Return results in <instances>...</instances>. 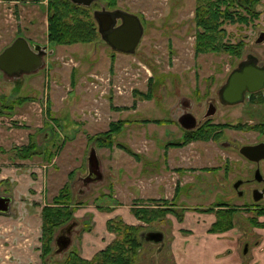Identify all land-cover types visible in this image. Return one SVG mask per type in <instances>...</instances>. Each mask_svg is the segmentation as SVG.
Instances as JSON below:
<instances>
[{"label":"rangeland","instance_id":"obj_1","mask_svg":"<svg viewBox=\"0 0 264 264\" xmlns=\"http://www.w3.org/2000/svg\"><path fill=\"white\" fill-rule=\"evenodd\" d=\"M7 1L0 0V17L4 9L10 8ZM20 1L27 11L26 20L21 25H14L15 28L13 26L16 29L14 34L0 35V52L16 37L24 38L30 45L47 46L49 49L46 31L48 0ZM103 5L105 4L99 0L90 6L92 18L93 12L99 11ZM261 5L259 9L262 14L255 23L249 26L224 27L228 35L226 40L234 44L242 41L244 44L238 59L225 54L194 55L195 0H117V9L143 18L144 36L134 55L112 53L99 37L91 44L54 47L51 49L54 55L44 58L45 65L33 74L23 75L20 81L5 77L0 72V117L3 118H0V182L6 181L0 187L4 185V192L13 199V216H0V264H41L40 210L51 204L52 198L67 182L71 171L76 172L70 182L73 203H80L73 214L76 227L71 235L69 248L62 254L51 255L46 264H59L71 251L77 252L82 258L80 251L84 244L89 247L90 254L102 248V243L94 247L89 246L88 241L104 238L108 217L122 220L126 224L134 221L130 209L139 201L133 198L140 194L155 192L163 197L164 194L171 193L175 176L171 173L173 169L165 168L163 149L170 141H183L179 138L181 128L176 124L183 113L177 109V103L181 100L190 101L191 113L197 119H202L205 114L204 103L209 99L216 101L217 90L248 53L256 56L259 63L264 62V43L255 44L259 34L264 32V0ZM16 7L17 5H13L10 13L18 19ZM5 15L7 17L8 12ZM112 56L114 65L111 70ZM72 70L76 74L74 88L70 86ZM210 78H213L212 82ZM46 79L48 84L45 85ZM150 80L157 85L152 100L137 102L135 110H114L130 107L132 92H146ZM93 84L99 87L95 89ZM194 91H198L201 96L198 101L193 98ZM203 93L208 96H203ZM260 95L264 99V92ZM21 97H30L31 101L11 112L5 109L7 103ZM46 99L51 104L53 117L58 120L59 126H55L47 118L44 107ZM36 102L43 105V122L39 129L34 128L35 123L29 124L19 116L14 117ZM243 104L218 107L215 103L218 111L210 121L248 126L264 121V105L253 109ZM13 117L14 120H11ZM39 119H42L40 115L37 118L38 123ZM119 119L128 120L132 124L126 125L114 137V142L128 146L137 153L139 161L115 146L111 150L94 147L103 178L97 183L84 186L77 176L84 178L87 172V156L93 147L87 138L106 131L110 122ZM154 119L172 120L173 124L158 126L138 123L141 120ZM32 134L40 155L25 161L13 158L12 149L24 146ZM257 136L255 132L226 130L223 139L218 142H194L181 150L170 149L166 156L168 155L171 167L179 163L192 166L199 162L201 164L198 165L201 166L226 168L231 181H235L247 175L248 164L236 150L222 147L220 141L236 146L264 142L263 137ZM44 151L54 154L50 163L44 160ZM225 160L226 163L223 164ZM183 175L185 180L192 177L206 179L202 172ZM211 176L215 175H207L208 180L215 182ZM159 182H164L165 188ZM109 183L115 185L119 194L118 201L123 203L122 206L129 207L119 209L113 215L100 211L106 206L117 207L112 205L114 203L108 196ZM232 194L233 192L223 197L216 192L208 198L216 202L227 201L231 206L240 207V211L232 218V231L247 238L250 227L253 228L250 220L256 216L257 219L264 213L259 215L252 210L251 207L254 206L251 205L248 190L241 198L231 197ZM263 204L264 202L259 205ZM191 211L181 214V222L171 215L151 224H140L135 219L133 225L141 226V233L158 231L164 236L163 246L143 243L142 252L138 254L135 264H178L173 253L174 247L178 246L173 245V237L179 232L182 233L181 231L183 235L187 234L190 218L188 215L185 219V215ZM177 213L180 212L177 210ZM251 239L252 236H249L250 243ZM233 241L237 243V238ZM239 244L241 246V238ZM54 249L53 243V252ZM246 249L243 246L239 250V259L243 264H248L252 257V251L248 253Z\"/></svg>","mask_w":264,"mask_h":264},{"label":"trees","instance_id":"obj_2","mask_svg":"<svg viewBox=\"0 0 264 264\" xmlns=\"http://www.w3.org/2000/svg\"><path fill=\"white\" fill-rule=\"evenodd\" d=\"M263 0H195L194 9V55L207 54H225L230 58L238 59L241 56L244 44L242 41L231 43L226 40L228 35L225 26H249L260 19L262 12L259 7ZM107 10L117 9V0H100ZM47 13V43L49 49L56 46H72L75 44H91L96 42L100 35L98 34L96 22L92 18L90 7H82L72 4L68 0H48L46 8ZM140 17V16H139ZM140 19H142L140 17ZM114 53V52H112ZM54 55V53H53ZM52 55V56H53ZM114 65V56L110 60V69ZM76 74L72 70L70 76V86L76 85ZM157 85L153 80L149 81L146 92L134 90L132 92V105L130 107L114 108L116 111L135 110L137 102L150 101L153 99ZM30 97H21L7 103L5 107L8 112L13 111L16 107L30 102ZM248 101L251 104L264 105V99L259 95H249ZM46 101L45 113L47 118L52 121L55 126H59V122L53 117L51 104ZM138 123H152L158 126L170 124L169 120H141ZM132 122L119 119L110 122L107 130L95 134L87 138L89 144L98 149L111 150L114 146L134 158L137 162L139 156L134 153L128 146L123 144H115L114 137L120 134L126 125ZM262 126V125H259ZM252 125H230V124H212L210 121L203 123L200 127L193 131L184 132L183 143L176 142L168 144L169 147H181L192 142H209L223 139L225 129L259 131L263 133V128ZM63 146V145H62ZM13 158L25 161L33 157L39 156L38 145L34 142V136L29 135L28 143L21 147H14ZM166 154V153H165ZM164 154V155H165ZM44 160L50 163L54 158L52 152H43ZM75 175L74 171L68 174L67 182L58 190L57 194L52 198L51 204L44 206L40 210V260L41 264H46L53 252V241L57 232L66 227L73 221L75 207L80 203H73L72 190L70 182ZM6 181H1L0 184ZM4 186V185H3ZM1 185L0 188H3ZM108 196H112V186H109ZM168 200L150 199L147 201H138L130 209L131 215L139 222L151 224L157 222L167 215L173 216L178 222L182 221L179 213L176 211L160 208L159 205H168ZM154 206V207H153ZM109 210V208H103ZM205 214L214 213L215 222L209 228V233L218 234L229 231L233 228L232 218L235 211L219 210L212 211L210 209L202 211ZM260 211L257 214L261 215ZM106 231L113 234L114 239L103 249L97 252L90 260L83 259L75 251L69 252L66 258L59 264H135L138 254L141 251L142 244L146 243L140 238L141 226H132L124 223L122 220L110 219L106 222Z\"/></svg>","mask_w":264,"mask_h":264},{"label":"water","instance_id":"obj_3","mask_svg":"<svg viewBox=\"0 0 264 264\" xmlns=\"http://www.w3.org/2000/svg\"><path fill=\"white\" fill-rule=\"evenodd\" d=\"M74 5L90 7L99 0H68ZM98 34L110 50L124 54L134 55L143 38L144 27L138 16L120 9L107 11L103 6L93 12ZM117 21H120L117 24ZM264 43V32H261L255 44ZM30 44L22 37H17L0 53V71L8 77H19L24 74H33L44 65V58L52 56L53 51L46 52V46ZM257 59L252 56L248 62H241L228 75L219 93L221 103L226 106H235L245 102L246 94H255L264 90V65L260 67ZM216 114V106L209 105L202 119L198 120L191 114H185L179 119V125L186 131L195 130L203 120ZM240 155L252 162L264 159V143L258 145L242 146ZM87 174L81 180L83 185L97 183L103 176L100 171V162L94 147H91L87 156ZM238 184L235 185V188ZM12 203L10 196H0V213L8 214ZM76 223H71L60 229L54 237V254H62L71 245V235ZM146 243L161 245L164 236L158 231H149L140 236Z\"/></svg>","mask_w":264,"mask_h":264},{"label":"crops","instance_id":"obj_4","mask_svg":"<svg viewBox=\"0 0 264 264\" xmlns=\"http://www.w3.org/2000/svg\"><path fill=\"white\" fill-rule=\"evenodd\" d=\"M7 3L10 5V8H6L4 9V11L1 12L2 17H0V35L1 34H14L16 32V29H14L15 28L14 25H19V24L21 25V23L26 20L27 11H26V8L22 7L23 2H21L20 0L19 1L18 0H8ZM13 5H17L16 8H18V19H15L12 13H10L12 12ZM5 12H8L7 17L5 15ZM10 23L12 25H10ZM29 23L31 24V21H29ZM44 83L45 85L48 84L47 79L46 81H44ZM34 104L36 106L28 105V107L24 108L20 112V114H15L14 117L19 116L22 121H26V123H29V124L35 123L34 128L39 129L42 127V125L40 124H42L43 122V116H42L43 105L39 104L38 102ZM39 115L42 119H39V123H38L37 118ZM14 117L11 120H14ZM0 118L3 119L2 117ZM167 168H169V170L172 168L169 165V163H168ZM81 178H83L81 177V175L77 176L78 180H80ZM159 183L162 186V188L163 187L165 188L166 184H164V182H159ZM108 186H112V190H113L111 201H113L114 204L112 205H114L115 207L117 205V207L114 208L112 206H109V207L106 206L105 208H109V210L106 211L103 209L100 211L107 212L108 215H113L119 209L129 208V207L122 206L123 203L118 201L119 194L117 193L115 185L113 183H109ZM1 189L4 190V188H1ZM169 194L171 193L169 192ZM169 194H164V196L161 197L155 192H151L150 194L142 193L139 195V197L133 198V199H136V200L138 199L139 201H147L150 199L169 200L170 199ZM245 211H249V210H245ZM237 213L238 211H236V214ZM188 215L190 218L189 219L190 229L187 230L186 232L187 234H185L184 232L185 235H183V231H181L182 233L176 232V234L178 233L177 236L175 238L173 237V242H174L173 245L178 246V247H174V251H173L175 259L178 261V264H243L239 259V250L243 246L247 248L246 251L248 253L252 251V257L248 264H263L264 262V221H263L264 215L259 216L257 219H256L257 217L256 216L252 220H250L253 228L250 227V231H248L247 238H245L243 234L239 235V232L233 233L232 231L233 228L223 233H218V234L209 233L208 231L209 228L216 220V216L214 213L205 214V213H201L200 211H191V212H188L187 215H185V219L187 218ZM111 218L112 217H108L107 221L110 220ZM133 219L134 221H128L127 224L128 225L131 224L132 226H135L133 225L135 222V218L133 217ZM106 222H105V226H106ZM139 223L143 224L141 222ZM249 236H252L251 243L248 240ZM113 238H114L113 234H110L105 230L104 238L99 239L100 242L98 240L88 241V244L90 243L89 246L94 245V247H97L99 246V243H102L103 247L98 249L96 252H93L90 254L89 247H86V244H84V246L82 247V250L80 251L82 258L86 260H90L97 252H99L100 250H103L113 240ZM235 238H237V243H234L233 241ZM239 238H241V246L239 244ZM101 240H103V242ZM250 247H252L251 250L249 249ZM202 249L204 250V253H202ZM140 252H142V249Z\"/></svg>","mask_w":264,"mask_h":264},{"label":"flooded vegetation","instance_id":"obj_5","mask_svg":"<svg viewBox=\"0 0 264 264\" xmlns=\"http://www.w3.org/2000/svg\"><path fill=\"white\" fill-rule=\"evenodd\" d=\"M101 7H100V9H101ZM107 11H111V10H107ZM139 19H140V17H139ZM140 20H141V23L143 25V18L140 19ZM119 23H120V21H117V24H119ZM143 36H144V33H143ZM9 45H6L4 47V49L7 46H9ZM33 46L34 45H30V47L32 49L34 48ZM49 51H50L49 49H46V52H49ZM112 52H114V51H112ZM252 56H254V55L248 53L246 55V57L243 60H241L239 63L248 62L252 58ZM254 57L258 61V58L256 56H254ZM238 64L236 65V67L238 66ZM257 64L260 67H262L264 65V62L263 63L257 62ZM236 67H234V68H236ZM24 75H26V74H24ZM22 76L23 75L17 77L15 75H13L11 77H8V76H5V77L14 79V81L15 80H19L20 81ZM212 79L213 78H210V82H212ZM223 85H224V83H223ZM223 85L216 92V95H217L216 96V101H214L212 99H209L208 102L204 103V106H205L204 113H206L209 105H215V103L218 104V107H227L226 105H223L221 103V100L219 99V93H220V90L223 87ZM262 92H264V90L260 91L258 93H255V94H246L245 95V102H244L245 104H243V103L242 104L244 106L247 105L249 107H253V109L257 108L259 106L260 107L263 106V105H258V104H254L253 105L249 101H247V99H249V95H259V93H262ZM192 95H193V98H194L195 101H198L201 98V96L199 95L198 91H194L192 93ZM206 95H207V93H203V96H206ZM242 104H239V105H242ZM235 106H237V105H235ZM235 106H232V107H235ZM177 109L182 110V113H183L178 118V120L176 122V124L178 123L177 125H179V119L182 118L183 115L191 114L192 116H194L191 113L192 112V104H191L190 101H187V100L179 101L177 103ZM216 111H218L217 107H216ZM200 117H201V115H200ZM200 119L198 118L197 121L200 120ZM210 119L211 118L205 119L203 122H201V124L198 127H200L203 123H205L207 121H210ZM169 121H170V124H167V125L173 124L172 120H169ZM210 123L215 124V125H217V124H228V123H213L212 121H210ZM238 124H240V123H238ZM230 125H232V124H230ZM240 125H244V124H240ZM254 125H256V126L262 125V126H259V127L263 128V133H260L259 131L255 132V131L233 130V129H225V131L226 130H230V131L233 130V131H241V132H247V133L255 132L258 135L257 137H263L264 138V121L263 122H259L258 124H254ZM180 128H181V126H180ZM180 130H181V135L179 136V138L183 139V137H185L184 136L185 135L184 132H187V131L182 129V128ZM209 142H211V141H209ZM174 143H176V141H170V142L166 143L164 145L163 154H165V153L167 154V152L170 149L181 150V149L187 147L188 145H190V144H192L194 142H192L190 144H187V145H183L181 147H169L166 150V146L168 144H174ZM180 143H183V141L180 142ZM204 143H208V142H204ZM261 143H264V142L259 141V142H255V143H251V144L250 143L249 144H245V145H242V146L258 145V144H261ZM220 145L222 147H226V148L231 147L232 149L236 150V152L240 155L239 149L242 146L231 145L230 143H225V142H222V141H220ZM166 154L164 156H165V160H166L165 161V168L167 169V166H168V155L166 156ZM240 157L248 164V166H246L248 171H247V175L246 176H242L241 178H237L235 181H231L232 178H230V175L227 172V169L226 168L219 169L220 166H212V165L201 166V165H198V164H201L199 162H197V165H192V166H190V165L184 166L182 163H179V164H177L175 166L173 165L174 167L172 166V168L170 169V170L173 169V171L171 173H172V175L175 176V177H173V184H172V187H171V197L168 200L169 203H168L167 206H164V205L160 204L159 207L160 208H167V209H170V210H173V211H176V212L178 210L180 212L179 215H181L182 213L185 214L188 210L200 211L201 213H202V211H205V210H208V209H210V210H212L214 212L215 211H219V210H230V211H235L236 212V211L240 210V207H235L234 205L231 206V205H229L227 203V201H223V200L216 202L215 200H212V199H210L208 197H210V195H212L213 193H216V192L219 193L221 196L226 197L229 193L233 192L231 197L238 196V197L241 198V197H243L246 194V191L248 190L249 191V195H250V199H251V205L254 206V207H251V208H253L252 210L257 211V213L260 212V211H263L264 210V204L263 205H259V204L264 202V159L260 160L259 162H252V161H249L246 158H244L242 155H240ZM193 162H191V164ZM225 163H226V160L223 162V164H225ZM175 164H176V162H175ZM201 172L205 174V177H206L205 180L198 179V178L196 179V177H192V179H190V180H185L184 179L183 173L201 174ZM212 174L215 175V176H211V177L214 178L215 182L208 180L207 175H212ZM82 179L83 178H81L80 181ZM236 184H238L237 188H235ZM0 196H8V194H6L4 192V190L0 188ZM183 196H185V199H182ZM192 199H193V202H190V200H192ZM188 200H189V202H188ZM12 205H13V201H12V203L10 204V206L8 208V214L0 213V216L12 217L13 216V213H12V210H11ZM261 206H263V207H261ZM243 209L244 210H249V209H245V208H243ZM159 246H161V245H159ZM162 246H163V244H162Z\"/></svg>","mask_w":264,"mask_h":264},{"label":"built area","instance_id":"obj_6","mask_svg":"<svg viewBox=\"0 0 264 264\" xmlns=\"http://www.w3.org/2000/svg\"><path fill=\"white\" fill-rule=\"evenodd\" d=\"M95 89H97L99 87V85L93 84L92 85ZM119 94H121V92H119Z\"/></svg>","mask_w":264,"mask_h":264}]
</instances>
